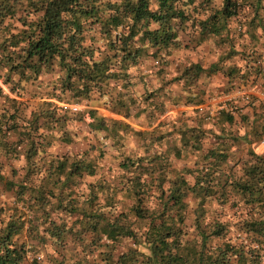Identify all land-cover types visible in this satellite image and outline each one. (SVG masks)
<instances>
[{"label":"trees","instance_id":"16d2710c","mask_svg":"<svg viewBox=\"0 0 264 264\" xmlns=\"http://www.w3.org/2000/svg\"><path fill=\"white\" fill-rule=\"evenodd\" d=\"M257 36L264 38V0H0V157L21 149L24 159L15 179L0 159V185L12 192L10 205L0 203V264H63L68 244L71 264H88L92 254L90 264H264V153L251 148L264 137V100L250 92L214 115L202 106L239 83L264 93ZM208 39L223 47L215 61L175 66L174 52ZM215 73L224 89L205 94V75ZM44 75L36 90L43 100L29 111L4 91L18 97ZM175 81L197 91L172 95ZM136 86L153 119L167 102L196 106L175 120L180 144L173 148L171 132H159L161 150L126 155L114 183L98 180L78 195L81 179L97 169L82 155L46 153L65 114L78 112L59 103L94 102L128 117ZM89 113L92 125L110 121ZM161 121L158 129L168 123ZM180 147L193 157L169 166ZM122 194L131 197L126 205ZM77 250L86 255L76 258Z\"/></svg>","mask_w":264,"mask_h":264},{"label":"rangeland","instance_id":"374dc122","mask_svg":"<svg viewBox=\"0 0 264 264\" xmlns=\"http://www.w3.org/2000/svg\"><path fill=\"white\" fill-rule=\"evenodd\" d=\"M234 24V23H232ZM220 53H223V47L218 46L215 41L208 39L205 44H203L201 47L189 49V50H178L173 53L172 58L174 61V64L177 68H182L187 63H199L203 66L209 65L211 62L215 61L217 59V56H219ZM207 60H204L206 59ZM195 61H194V60ZM147 65L143 64L141 65L140 69L144 70L148 67ZM136 70H133V72L136 73ZM175 73L178 74L177 70H175ZM50 77L48 75L42 76L38 82H36V86H27L25 85L24 88H26L23 94L20 96H16L14 93H11L8 91L6 87H4V91L9 94V96L16 97L18 100H21L22 102H26V106L29 111L32 109V102H36L40 99V95L38 94V91H36L38 88L41 87V84H43L47 79ZM171 74L169 75L168 79L170 80ZM201 82V81H200ZM140 86V85H139ZM136 86L134 89V92L130 91V95L133 99H135V102H132L130 104L129 108V116L124 117L122 115H119L117 113L111 114L106 111V108L99 106L97 103H87L85 102L83 105H81V108L78 110V112L75 113H66L65 114V122L63 123V126H61V132L57 133L56 130L53 132V138L52 142L49 147L46 149V153L50 155L55 154H61L65 153L68 155L71 154H78L82 155L89 160L93 162V164L96 166L97 174L92 177H85L81 179V183L79 184V187L76 188L78 195L81 194L80 192L86 191V187L89 183H97L99 182H105V183H114L113 176H118L119 173V163L125 158L126 155L128 156H151L154 154V150L160 149L159 146L160 143L158 141V134L159 132L163 133H169V136H166V139L169 141L171 146L174 148L176 144L179 143V135H178V127L180 122H175L176 118H179V114L182 111H188L193 110L196 106L186 105L183 103H180V105H171V102L166 103L165 112L163 115L158 117V115H155V119H153V115H150L149 111L150 109L147 108L146 102L144 101L143 95H141L139 89L140 87ZM169 90L168 92L172 95H178L181 94V92H184L182 94L188 95L193 93L196 88L192 87V89H185L182 88L181 82L175 81L171 84H169ZM37 92V93H34ZM176 93V94H175ZM219 95V94H217ZM158 93V97H159ZM182 96V95H181ZM238 94L235 96L230 97V99H233L237 97ZM210 99V98H209ZM207 98V102L212 104L213 111L215 112L218 107V103L222 99H212L210 101ZM184 102V98H182L181 102ZM30 102V103H29ZM60 104V103H59ZM81 104V103H79ZM97 104V107L95 106ZM207 105L206 103L202 104V106ZM102 109L103 116H107V119H116L119 121H123L126 124L129 125L127 129H124L121 131L115 130V125L113 126L110 121H106L107 126L98 125L96 122L94 125L91 123L93 122V118L89 115V110L94 109L96 110ZM104 109V110H103ZM99 110V111H100ZM97 111V110H96ZM187 116L191 118V122H196L198 119V116H196L194 113L188 112ZM152 116V117H149ZM188 117H186L183 121L184 123L189 120ZM188 119V120H186ZM161 120H166L168 123L166 125H163V127L160 126L158 129L159 122H162ZM190 121V120H189ZM175 122L174 124H172ZM182 123V122H181ZM158 129V130H157ZM137 132L143 133L142 135H138ZM66 134V136L70 137L69 142L66 141L62 136ZM60 134V135H59ZM59 136V137H58ZM251 148L255 152L264 153L262 146L259 144V141L254 142L251 145ZM180 149L183 152V155L181 157H174L172 154H169L167 159V164L169 166H175L180 167L181 164H187L189 159L193 157V154L191 153V148H182ZM161 150V149H160ZM1 161L4 164L3 171L5 173V176L7 179H15L18 175L21 176L22 167L24 166V159L22 155V150L18 149L16 153H13L9 156L0 157ZM185 162V163H184ZM13 169H16L20 171L21 174H13ZM119 173V174H118ZM12 192L8 190V188L3 187L0 185V203H6L11 204V196ZM78 197V196H77ZM127 198H131L130 195L126 196L124 194L120 195V200L125 201ZM127 203L124 202V205ZM194 204V203H193ZM190 219L188 220V222ZM67 226L71 225V221H68ZM78 225L75 226L77 228ZM71 248V245L68 244V248ZM80 247V246H79ZM70 248L65 249L66 251V259L63 261V264H71V257L70 255ZM81 248V247H80ZM45 251L49 254H52V246L51 244H48ZM78 251V250H77ZM64 252V251H63ZM46 253V254H47ZM43 251L42 256L40 259L45 260L47 258V255ZM76 258L84 257L86 253L76 252L75 251ZM86 261L88 264L92 263L94 260V256L92 255H86Z\"/></svg>","mask_w":264,"mask_h":264},{"label":"crops","instance_id":"0c3cea01","mask_svg":"<svg viewBox=\"0 0 264 264\" xmlns=\"http://www.w3.org/2000/svg\"><path fill=\"white\" fill-rule=\"evenodd\" d=\"M260 32V31H259ZM256 38H259L258 39V41H255L256 43H258L257 45L260 47L259 48V50H262V52L264 53V38H260L259 36H257ZM206 43V42H205ZM205 43H203V44H205ZM202 44V45H203ZM202 45H200L199 47H201ZM194 60V59H193ZM204 60H207V58L206 59H204ZM195 61V60H194ZM189 63H187V64H185V65H188ZM202 81V80H201ZM225 83H226V79L221 75V74H219V73H215V74H211V75H205V80L203 81V84H201V88H203V90L205 91V94H206V92H209L210 90H212V91H220V90H222V89H224V86H225ZM239 85H240V88H244V89H247V88H245V86H243V84L241 83H239ZM196 91H197V89H196ZM260 89L258 88V87H256V89L255 90H253V93H257V94H259V96H261L262 98H263V100H264V93H260ZM176 94V93H175ZM182 94V93H181ZM221 94V93H220ZM180 94H178V96H179ZM190 95H194V92L193 93H191ZM233 95H235V94H228V95H225V96H223L222 94L219 96V97H217V99H225V98H229V97H231V96H233ZM206 96V95H205ZM210 101H212V100H210ZM206 103V102H205ZM96 107H97V104L95 105ZM98 108H100L99 106H98ZM98 108H96V110H97V113H98V115L99 116H101L102 118H104V119H106V120H114V119H107V116H103V113H102V109L99 111L98 110ZM104 110V109H103ZM106 111L108 112V113H111V114H113V112L112 111H110V110H108V109H106ZM115 114V113H114Z\"/></svg>","mask_w":264,"mask_h":264},{"label":"built area","instance_id":"2783aa9c","mask_svg":"<svg viewBox=\"0 0 264 264\" xmlns=\"http://www.w3.org/2000/svg\"><path fill=\"white\" fill-rule=\"evenodd\" d=\"M253 93V89H244V88H238V89H236V90H234L233 92H230V93H224V94H222L223 96H225V95H228V94H238V96H245V95H247L248 93ZM261 94H262V92H261ZM221 94H219V95H216V96H213V97H211L209 100H214V99H216L217 97H219ZM235 95H233V96H235ZM232 97V96H231ZM230 99V97L229 98H225V99H222V100H220L219 101V103H218V107H217V110L219 109V107H220V104L222 103V102H224L225 100H229ZM85 102H82L81 104H79V103H72V104H68V103H60V106L63 108V109H70V110H73V111H78L80 108H81V105H83ZM206 104L207 105H210V107H211V114L212 115H214V113L217 111H213L212 109H213V107H212V104L211 103H208L207 102V100H206ZM259 144L262 146V148H263V151H264V137H262L260 140H259Z\"/></svg>","mask_w":264,"mask_h":264}]
</instances>
